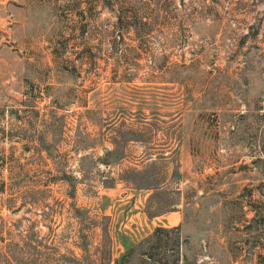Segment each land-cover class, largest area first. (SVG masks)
<instances>
[{
  "label": "rangeland",
  "instance_id": "374dc122",
  "mask_svg": "<svg viewBox=\"0 0 264 264\" xmlns=\"http://www.w3.org/2000/svg\"><path fill=\"white\" fill-rule=\"evenodd\" d=\"M0 264H264V0H0Z\"/></svg>",
  "mask_w": 264,
  "mask_h": 264
},
{
  "label": "crops",
  "instance_id": "0c3cea01",
  "mask_svg": "<svg viewBox=\"0 0 264 264\" xmlns=\"http://www.w3.org/2000/svg\"><path fill=\"white\" fill-rule=\"evenodd\" d=\"M166 219H167V220L173 219V216H172V215H169V216H167Z\"/></svg>",
  "mask_w": 264,
  "mask_h": 264
},
{
  "label": "trees",
  "instance_id": "16d2710c",
  "mask_svg": "<svg viewBox=\"0 0 264 264\" xmlns=\"http://www.w3.org/2000/svg\"><path fill=\"white\" fill-rule=\"evenodd\" d=\"M159 232L161 231V230H158Z\"/></svg>",
  "mask_w": 264,
  "mask_h": 264
}]
</instances>
